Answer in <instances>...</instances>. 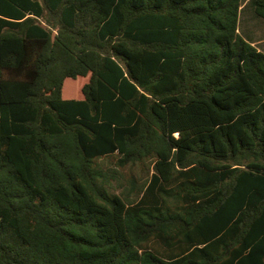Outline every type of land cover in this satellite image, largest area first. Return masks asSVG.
<instances>
[{
	"label": "trees",
	"instance_id": "16d2710c",
	"mask_svg": "<svg viewBox=\"0 0 264 264\" xmlns=\"http://www.w3.org/2000/svg\"><path fill=\"white\" fill-rule=\"evenodd\" d=\"M245 1L0 0V264H264Z\"/></svg>",
	"mask_w": 264,
	"mask_h": 264
},
{
	"label": "rangeland",
	"instance_id": "374dc122",
	"mask_svg": "<svg viewBox=\"0 0 264 264\" xmlns=\"http://www.w3.org/2000/svg\"><path fill=\"white\" fill-rule=\"evenodd\" d=\"M253 5L254 4L246 5L242 10L240 14V20L238 23V32L243 37L251 41H254L256 47L262 48L264 47V42L261 41V38L263 37L264 19L258 18L257 16L255 17L254 15L255 13L253 11ZM256 29H259L258 34L256 33ZM66 81H72V79H66L65 82ZM74 86H75L74 87L75 95L73 96V98H71L70 95L64 91L62 93L64 99H75L74 97L77 96L78 98H83V96L79 94V88H78L79 82L76 83Z\"/></svg>",
	"mask_w": 264,
	"mask_h": 264
},
{
	"label": "crops",
	"instance_id": "0c3cea01",
	"mask_svg": "<svg viewBox=\"0 0 264 264\" xmlns=\"http://www.w3.org/2000/svg\"><path fill=\"white\" fill-rule=\"evenodd\" d=\"M254 0H246L245 2H244V4H243V6L241 7V11H240V14H241V12H242V10L244 9V7L246 6V5H251V4H254V2H253ZM253 11H254V13H255V6L253 5ZM255 15V17H256V14H254ZM259 18V17H258ZM239 20H240V15H239ZM264 26V25H263ZM258 32H259V29H256V33L258 34ZM242 36V35H241ZM243 37V36H242ZM243 38H245V37H243ZM247 41H249L253 46H255V42L254 41H251V40H249V39H247V38H245ZM261 41L262 42H264V28H263V37L261 38ZM256 47V46H255ZM259 51H261V52H263L264 53V47H262V48H259V47H256Z\"/></svg>",
	"mask_w": 264,
	"mask_h": 264
}]
</instances>
